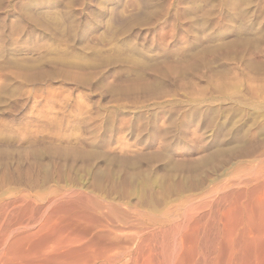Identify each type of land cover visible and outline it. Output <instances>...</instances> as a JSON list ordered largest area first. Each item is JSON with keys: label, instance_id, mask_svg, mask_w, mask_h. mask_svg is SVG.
I'll return each instance as SVG.
<instances>
[{"label": "rangeland", "instance_id": "374dc122", "mask_svg": "<svg viewBox=\"0 0 264 264\" xmlns=\"http://www.w3.org/2000/svg\"><path fill=\"white\" fill-rule=\"evenodd\" d=\"M105 203L153 264H264V0H0V222Z\"/></svg>", "mask_w": 264, "mask_h": 264}, {"label": "bare ground", "instance_id": "6f19581e", "mask_svg": "<svg viewBox=\"0 0 264 264\" xmlns=\"http://www.w3.org/2000/svg\"><path fill=\"white\" fill-rule=\"evenodd\" d=\"M47 204L45 211L52 207V204ZM128 207L137 209V205L130 204ZM15 208L27 210L34 205L18 202ZM115 208H118L115 203L100 204L99 207L88 204L57 205L47 218L33 224L15 219L18 211L12 210L11 216H2L4 220L0 222V227L5 229L1 234H4V239L0 243V264H153V214L146 213L145 220L129 215L115 219L108 212ZM23 210L21 215L27 212Z\"/></svg>", "mask_w": 264, "mask_h": 264}]
</instances>
